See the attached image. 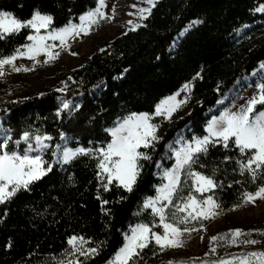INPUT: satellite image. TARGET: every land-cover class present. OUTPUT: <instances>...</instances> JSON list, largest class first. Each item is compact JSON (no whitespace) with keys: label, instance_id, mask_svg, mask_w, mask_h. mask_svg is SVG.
<instances>
[{"label":"trees","instance_id":"16d2710c","mask_svg":"<svg viewBox=\"0 0 264 264\" xmlns=\"http://www.w3.org/2000/svg\"><path fill=\"white\" fill-rule=\"evenodd\" d=\"M261 4L264 0H160L143 22L147 27L105 41L104 52L96 50L84 58L81 68L69 71L65 93L48 90L44 96L25 100L0 98V120L4 128L12 130L13 139L23 130L39 129L51 134L54 144L63 143L60 133L64 132L70 137L68 147H92L110 139L104 129L120 118L133 111L153 112L161 99L179 91L184 83L195 85L190 100L171 121L154 118L162 139L151 153L152 161L144 163L133 192L115 185L109 192L100 188L101 199L109 201L101 205L96 198L95 161L82 156L63 169L57 165L31 191L19 193L6 206L0 205V264H55L52 257H61L69 248L67 238L72 234L90 237L96 242L92 246L103 242L99 255L88 264H108L136 224L150 223L161 232L159 219L143 207L145 199L155 197L164 182L157 163L171 168L174 162L168 160L169 147L178 135L185 131L188 139L206 134L210 111L264 64V15L254 11ZM95 6L96 0H0V10L20 18H28L36 7L50 12L57 27L69 20L78 22L80 14ZM195 20L202 23L178 36ZM29 31L0 41V56L25 43ZM197 72L203 79H193ZM59 98L78 102L81 107L71 114L66 110L58 118ZM226 154L233 159L224 161ZM239 158L236 150L217 145L201 156L204 167L196 166V170L223 183L213 193L203 194H212L221 209L242 202L241 194L255 191L261 183L260 179L252 182L247 174L240 175L235 163ZM45 159H51V154H45ZM252 229L264 230V218L243 226L245 232ZM251 238L258 243L230 246L220 242L217 251L220 255L264 251V235L253 231ZM9 240L11 248L7 247ZM136 264L169 263L162 261L159 248L151 242Z\"/></svg>","mask_w":264,"mask_h":264},{"label":"snow or ice","instance_id":"6c2138e0","mask_svg":"<svg viewBox=\"0 0 264 264\" xmlns=\"http://www.w3.org/2000/svg\"><path fill=\"white\" fill-rule=\"evenodd\" d=\"M157 2L158 0H143L146 6L133 5L137 11L128 15H134L138 19L135 22L131 19L127 21L126 26H131L128 31L147 27L143 22L151 16ZM107 8L106 0H96V6L80 14L78 22L69 20L59 27L55 25L54 15L42 11L39 7L34 8L28 18H20L11 11L0 10V41L20 34L22 30H30L25 37V43L14 48L10 54L0 56V78L5 77L9 69L17 73L32 70L23 64L18 65L17 61L20 59L31 61L34 67L37 64L55 61L61 51L67 50L72 56L78 55L71 51V42L89 35L102 22L114 19L115 6H112L110 13L105 10ZM254 11L264 13V4L256 7ZM197 23L202 21H191L178 36H183ZM99 51L104 52L105 49L100 48ZM196 78L203 79L199 72L193 77ZM71 79L72 77H68V80ZM61 83L63 87L57 88L56 91L65 93L68 84L66 81ZM194 87L193 83L186 82L179 91L161 99L153 112L133 111L120 118L112 126L104 129L110 139L101 142L99 146L68 147L66 143L54 144V137L39 129L23 130L13 139L12 130L5 128L3 133H0L4 137L0 141V205L6 206L12 203L19 193L31 191L32 186L52 173L57 165L63 169L64 165L71 164L82 156L95 161V175L98 181L96 198L100 200L101 205H107L109 201L101 199L100 188H103L104 192H109L111 186L115 185L117 189L133 192L141 177L144 163L152 161L151 153L162 139L158 134L160 125L154 122V118L161 117L171 121L173 114L188 103L187 94H190ZM181 92L187 94L178 99ZM39 95L45 94L41 92ZM59 99L60 104L56 110L58 118H61L66 110L71 114L73 110L81 107L79 103ZM69 139L66 133H60L62 142ZM177 143L180 146L172 148L175 164L162 173L166 182H162L156 189L155 197L146 198L143 204L145 209H151L152 214L159 217V225L163 231H155L150 223L136 224L131 228L130 234H125V242L115 253L110 264H136L137 257L153 241L160 250L181 248L184 246L186 234L190 236L193 232L206 230L204 221L218 216L221 204L212 194L206 196L203 194L213 193V190L222 188L223 183L218 182L214 175L196 170V166L203 168L204 165L200 163L201 156L207 155L209 149L217 145L225 150L234 149L240 154L235 163L241 176L247 174L252 182L261 180L255 191H245L241 194L242 203L255 204L257 200L264 201V78L262 82L255 84L253 95L244 104L238 107L234 105L233 108L222 111L219 116H213L207 123L206 134L182 138ZM21 144L24 147H21ZM47 153L51 154V159H45ZM232 159L227 154L223 157L224 161ZM157 167L161 165L157 163ZM185 185L187 195L184 194ZM235 207L239 205H234L233 208ZM33 210L37 215H42L36 209ZM102 211L108 212L103 207ZM253 231L264 235V230L252 229L245 232L241 228L212 235L211 247L206 255L215 253L220 242L230 246L257 244L258 241L251 238ZM95 243L84 235H69L67 238L69 248L65 249L61 257L53 256L52 259L55 260V264H88L89 260L99 255L103 246V242L92 246ZM7 247H12L11 240ZM169 264L173 262L170 261ZM180 264H197V261L193 259L182 261ZM200 264H264V251L242 252L228 258L200 261Z\"/></svg>","mask_w":264,"mask_h":264},{"label":"rangeland","instance_id":"374dc122","mask_svg":"<svg viewBox=\"0 0 264 264\" xmlns=\"http://www.w3.org/2000/svg\"><path fill=\"white\" fill-rule=\"evenodd\" d=\"M159 1L160 0H158V2ZM106 2L109 6L107 10L109 13L111 12L112 6H115V18L110 21L102 22L98 27L94 28L89 35L73 40L71 42V51L78 53V55L72 56L70 51H61L60 56L55 61L49 62L48 64H37L34 67L33 63L27 59L18 60V65L23 64L32 70L17 73L9 69L7 75L0 78V98L9 101L25 100V97L31 98L40 96L39 93L41 92L45 94L48 90L56 91L57 88L63 87L61 82H67L69 71L81 68L85 63L84 58L91 56L96 50L103 48L105 41L127 32L128 28L131 27L130 25L126 26L129 19L134 22L137 21L138 18L136 16L128 15L129 13H135L137 11V8H134L133 5H137V7L146 6L143 0H106ZM258 13L264 15L262 12ZM41 59H43V57H41ZM262 65L264 64H261L250 76L244 78L241 83L235 87L232 93L222 99L218 105L210 111V120L213 116H219L225 109H231L234 105L238 107L253 95L255 84L262 82V78H264V67H262ZM186 94L187 93L181 92L178 99L183 98ZM190 94H187L189 95V100ZM4 129L3 123L0 120V133H3ZM3 138V135L0 134V141H2ZM182 138L186 139L185 131L180 133L169 147L168 160L173 161L174 164L175 156L172 148H178L180 145L177 142ZM63 143L67 144V141ZM21 146L24 145L21 144ZM165 169L166 168L161 166L159 170L162 179V173ZM236 205H239V207H235L234 209L233 205L226 209H220V214L218 216L214 219L204 221L206 230L202 229L199 232H193L190 236L186 234L184 237V246L181 248H166L160 250V247L153 241L159 248L162 261L168 263L171 261L173 264H180L182 261H191L195 259L197 264H200V261H210L236 255L235 253L229 252L226 255H220L218 251L211 255H206L211 247L210 237L212 235L219 234L223 231L228 232L230 229L235 228L243 229L244 225L260 222L264 218V201L257 200L255 204H243L240 202ZM157 218L159 219V217ZM196 226L198 227V225ZM160 227L162 232V226ZM130 230L127 234H130ZM201 237H203V239H201ZM108 264H110V262Z\"/></svg>","mask_w":264,"mask_h":264},{"label":"bare ground","instance_id":"6f19581e","mask_svg":"<svg viewBox=\"0 0 264 264\" xmlns=\"http://www.w3.org/2000/svg\"><path fill=\"white\" fill-rule=\"evenodd\" d=\"M108 8H109V6H108ZM108 8H107V9H105V10L107 11V10H108ZM244 103H245V102H243V103H241V104H244ZM241 104H240V105H241Z\"/></svg>","mask_w":264,"mask_h":264},{"label":"water","instance_id":"95a60500","mask_svg":"<svg viewBox=\"0 0 264 264\" xmlns=\"http://www.w3.org/2000/svg\"><path fill=\"white\" fill-rule=\"evenodd\" d=\"M233 91H234V89H232L230 93H232Z\"/></svg>","mask_w":264,"mask_h":264}]
</instances>
